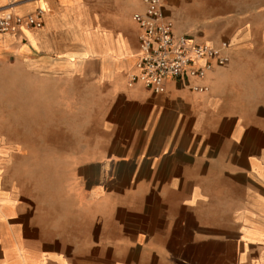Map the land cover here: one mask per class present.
<instances>
[{
	"label": "crops",
	"instance_id": "0c3cea01",
	"mask_svg": "<svg viewBox=\"0 0 264 264\" xmlns=\"http://www.w3.org/2000/svg\"><path fill=\"white\" fill-rule=\"evenodd\" d=\"M161 3L229 61L154 93L143 0H0V264H264V0Z\"/></svg>",
	"mask_w": 264,
	"mask_h": 264
},
{
	"label": "built area",
	"instance_id": "2783aa9c",
	"mask_svg": "<svg viewBox=\"0 0 264 264\" xmlns=\"http://www.w3.org/2000/svg\"><path fill=\"white\" fill-rule=\"evenodd\" d=\"M146 10L136 16L141 28V55L137 71L130 74L129 84L141 82L154 93L165 91L166 80L179 79L187 82L190 77L203 78L215 65H225L229 58L221 47L206 42H196L185 35L176 36L173 21L163 12L161 0H143ZM43 9L23 16L7 12L0 14V35L17 32L23 26L41 27ZM195 90L205 86L195 85Z\"/></svg>",
	"mask_w": 264,
	"mask_h": 264
},
{
	"label": "rangeland",
	"instance_id": "374dc122",
	"mask_svg": "<svg viewBox=\"0 0 264 264\" xmlns=\"http://www.w3.org/2000/svg\"><path fill=\"white\" fill-rule=\"evenodd\" d=\"M224 43H225V42H224ZM224 43H223V44H224ZM226 43H227V42H226ZM227 45H228V44H227ZM227 45H226V47H227ZM76 127H77L78 129H81V128H82V124L78 123Z\"/></svg>",
	"mask_w": 264,
	"mask_h": 264
}]
</instances>
